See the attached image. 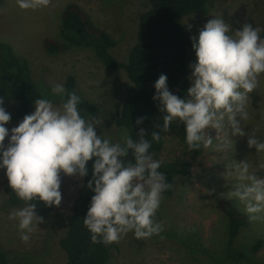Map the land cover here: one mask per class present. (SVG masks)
<instances>
[{
    "label": "clouds",
    "instance_id": "9594fccd",
    "mask_svg": "<svg viewBox=\"0 0 264 264\" xmlns=\"http://www.w3.org/2000/svg\"><path fill=\"white\" fill-rule=\"evenodd\" d=\"M16 4L22 11H36L49 7L52 0H16ZM261 31L248 23L233 31L230 24L216 17L207 21L198 37H190L196 62L189 65L186 97L173 94L167 76H159L153 101L158 102L163 123L153 124L150 139L144 128H139L136 139L125 131L122 142L115 143L98 134L101 121L91 114L82 116L80 96L61 83L51 87L60 103L36 99L35 111L25 115L10 134L6 125L11 115L0 98V169L6 170L11 191L23 202L8 216L17 222L21 242L28 244L38 225L46 223L37 215L34 201L59 208L62 175L83 180L89 174V161H93L92 176L86 187L94 195L83 224L92 243L107 247L129 232L137 239L159 236L164 228L155 217L163 194L172 185L159 171L161 163L150 149L174 122L183 124L189 152L203 148L223 153L234 148L233 137H246L249 149L264 153V138L256 130L246 132L243 126L251 119L250 94L264 74ZM146 119L137 118L135 123L139 126ZM248 157L226 164L223 178L231 183L217 195L238 201L250 222L264 221V176L258 174L264 165L256 166ZM213 193L215 189L209 192Z\"/></svg>",
    "mask_w": 264,
    "mask_h": 264
},
{
    "label": "rangeland",
    "instance_id": "374dc122",
    "mask_svg": "<svg viewBox=\"0 0 264 264\" xmlns=\"http://www.w3.org/2000/svg\"><path fill=\"white\" fill-rule=\"evenodd\" d=\"M69 3L78 4L94 25L113 37L116 45L111 53L125 62L137 40L139 18L149 8L148 0H52L49 7L36 11H22L16 0H3L0 4V43L9 44L19 57L28 62L35 86L45 99H51L57 105L61 98L53 96L51 87L56 83L65 87L67 78L72 76L80 101L97 108V112L91 115L101 121L97 126L98 134L117 142L119 134L112 120L119 114L131 86L126 74L108 69L88 48H71L60 54H49L43 48L45 38L62 41L61 15ZM216 17L230 24L233 31L248 23L260 27L262 35L264 0H211L204 12L184 20V30L190 37H198L199 30L207 21ZM186 58L188 67L196 62L192 45L187 49ZM250 98L248 111L251 119L244 121L243 126L246 132L256 130L257 135L264 138V74L259 77L258 88ZM3 107L11 115L6 125L11 134V129L18 126L24 117H15V102L7 101ZM34 111L35 107L29 114ZM83 114L88 118L89 113ZM120 130L123 134L127 131L124 128ZM212 134L215 135L214 132ZM232 139L235 144L230 151L221 153L204 149L201 155H194L183 147L176 135L170 133L165 137L164 148L154 159L161 164L188 161L191 164L190 175L176 177L173 194L163 195L155 219L163 224L164 231L149 239H137L134 233L129 232L116 243L114 262L204 264L200 255L191 254L179 241L188 242L206 254H222L229 239V220L220 203L226 202L248 222L240 229L235 245L248 250L262 242L256 259L264 263V221L250 222L238 201L217 195L227 191L231 183L223 178V174L226 164L232 159L240 161L249 156L254 165H264V153L256 154L255 149H249L246 137ZM8 140L6 137L5 146ZM5 172V169H0V249L8 254V264H66L67 257L59 241L66 234V216L82 180L62 175V203L59 208H47L43 202L34 201L37 215L42 216L46 223L38 225L30 242L25 244L19 238L17 222L8 219L9 214L23 204H10L6 194L10 187ZM258 174L264 176V171ZM212 189L215 193L209 194Z\"/></svg>",
    "mask_w": 264,
    "mask_h": 264
},
{
    "label": "trees",
    "instance_id": "16d2710c",
    "mask_svg": "<svg viewBox=\"0 0 264 264\" xmlns=\"http://www.w3.org/2000/svg\"><path fill=\"white\" fill-rule=\"evenodd\" d=\"M149 8L139 18L137 40L131 48L125 62L117 59L112 53L116 45L113 37L105 30L98 28L89 16L76 3H69L63 9L60 36L62 41L52 38L43 40V48L49 54H60L71 48H88L108 69L123 71L131 86L126 93L121 110L112 120L118 131V141L121 142L124 128L136 139L139 128L150 133L153 124L159 122L162 126L161 113L158 102L153 101L154 84L161 74L167 76L168 87L173 94L185 98L190 86L188 77L191 70L187 64V49L192 45L190 36L183 27L184 20L194 14L206 10L211 0H148ZM3 0H0V4ZM264 38V32L261 35ZM65 88L68 92H75L76 84L72 76L66 80ZM0 98L4 103L12 101L17 104L15 117H25L34 108L36 99L44 98V94L35 86L31 78L28 62L19 57L7 43H0ZM67 99V96L64 97ZM78 108L81 115L95 114L97 108L86 101H80ZM83 112V113H82ZM85 117V116H84ZM147 117L143 124L137 126V118ZM176 135L183 147L187 149L183 124L173 123L170 131L161 132V140L152 142L150 152L154 158L163 150L165 137ZM115 143V142H114ZM204 149L191 152L201 155ZM93 161L87 167L89 174L82 180L81 187L66 216L67 231L60 239L59 246L67 257L66 264H125L114 262L117 250L116 243L105 246L102 243H92L91 233L84 227L83 218L86 216L94 193L86 185L92 176ZM164 173L167 182L172 187L163 195L171 196L174 191L176 177H187L191 172L188 161L163 163L159 169ZM10 204H23L10 188L6 189ZM37 201H39L37 199ZM221 209L228 216L229 239L226 250L222 254H206L193 247L192 244L179 241L188 251L201 256L204 264H264L256 259L262 242H258L245 250L235 245V238L242 227L248 222L226 202L220 203ZM171 237V235H170ZM173 238V237H172ZM8 254L0 249V264H8Z\"/></svg>",
    "mask_w": 264,
    "mask_h": 264
}]
</instances>
